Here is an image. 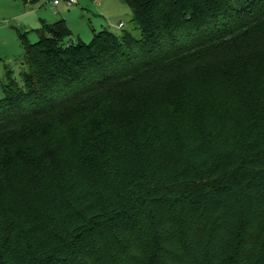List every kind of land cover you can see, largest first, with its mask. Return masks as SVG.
Segmentation results:
<instances>
[{
  "label": "trees",
  "instance_id": "obj_1",
  "mask_svg": "<svg viewBox=\"0 0 264 264\" xmlns=\"http://www.w3.org/2000/svg\"><path fill=\"white\" fill-rule=\"evenodd\" d=\"M122 1L139 37L71 43L65 20L22 37L0 99V264H264V98L229 80L157 100L202 53L241 63L264 0Z\"/></svg>",
  "mask_w": 264,
  "mask_h": 264
},
{
  "label": "rangeland",
  "instance_id": "obj_2",
  "mask_svg": "<svg viewBox=\"0 0 264 264\" xmlns=\"http://www.w3.org/2000/svg\"><path fill=\"white\" fill-rule=\"evenodd\" d=\"M101 5H103L102 8H99L93 0H78V3L72 7L64 3L55 7L49 0H38L37 2L0 0V99L5 97L3 85L9 72H12L15 82L22 84L21 73L27 70V67L22 65L24 54L22 37L26 36L32 44L39 41L38 32L43 24L41 26L35 24V18L38 15L44 16L48 24L64 19L72 33L68 39L71 43L81 40L90 44L94 37V30L98 33L106 29L114 34L130 31L140 36V31L133 22L132 10L122 0H104ZM120 22H124V29L119 28ZM263 34L264 32H257L245 38V45L241 44L244 46L241 48L242 53L235 50V55H242L240 57L243 61L234 62L236 66L228 67L227 73L224 70L225 66H230L227 63L229 61L227 57L231 55L232 50L229 45L199 55L195 63L196 66L197 64L201 66L194 68L192 73H189V69L174 68L170 75L167 74L168 79H172V86L164 91L160 90L157 100H162V103L172 102V106H176L177 101H181L182 104L190 95H196L197 91L204 94L212 84L222 82L224 86L229 80H232L234 84L225 87V90L231 92L232 95L248 93L247 95L257 100L264 98ZM203 66H210L207 68L206 75ZM198 69L202 70V73ZM158 82L161 84V81ZM146 83L148 81L138 85L144 89L147 87ZM117 118L123 124L129 123L131 119L126 111H123Z\"/></svg>",
  "mask_w": 264,
  "mask_h": 264
},
{
  "label": "built area",
  "instance_id": "obj_3",
  "mask_svg": "<svg viewBox=\"0 0 264 264\" xmlns=\"http://www.w3.org/2000/svg\"><path fill=\"white\" fill-rule=\"evenodd\" d=\"M49 1L52 2L54 4V6H56V7L61 5L62 3L66 4L69 7H72L78 3V0H49ZM93 1H94L96 6L100 7L104 0H93ZM124 26L125 25L123 23H121L119 25V28L123 29Z\"/></svg>",
  "mask_w": 264,
  "mask_h": 264
},
{
  "label": "crops",
  "instance_id": "obj_4",
  "mask_svg": "<svg viewBox=\"0 0 264 264\" xmlns=\"http://www.w3.org/2000/svg\"><path fill=\"white\" fill-rule=\"evenodd\" d=\"M62 5V4H61ZM61 5H59V6H61ZM66 5V4H65ZM59 6H57V7H59ZM67 6V5H66ZM102 6L103 5H101L99 8H102ZM56 7V6H55ZM69 7V6H68ZM64 20V19H63ZM58 21H60V20H58ZM43 22H47L46 21V18H44V16H40V15H38L36 18H35V24H37V26H41L42 24H43ZM57 22V21H56ZM121 23H123L124 24V22H120L119 23V25L121 24ZM125 25V24H124ZM124 28H125V26H124ZM123 28V29H124ZM27 32H28V30H27ZM97 32L94 30V35L96 34ZM79 41H81V40H79Z\"/></svg>",
  "mask_w": 264,
  "mask_h": 264
}]
</instances>
